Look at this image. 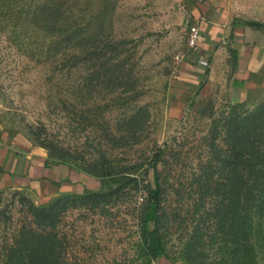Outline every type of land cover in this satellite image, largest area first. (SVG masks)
<instances>
[{
  "label": "rangeland",
  "instance_id": "1",
  "mask_svg": "<svg viewBox=\"0 0 264 264\" xmlns=\"http://www.w3.org/2000/svg\"><path fill=\"white\" fill-rule=\"evenodd\" d=\"M210 5L264 23V0H0V139L76 170L67 189L79 192L1 191L0 264L32 232L46 236L42 264L229 256L217 211L226 132L234 110L264 113V84L241 94L230 75L199 84L186 67L197 12ZM50 204L52 215L36 210Z\"/></svg>",
  "mask_w": 264,
  "mask_h": 264
},
{
  "label": "trees",
  "instance_id": "2",
  "mask_svg": "<svg viewBox=\"0 0 264 264\" xmlns=\"http://www.w3.org/2000/svg\"><path fill=\"white\" fill-rule=\"evenodd\" d=\"M264 28L260 21H247ZM236 105V104H235ZM238 105H236L237 107ZM264 113L257 110H234L227 129L228 154L224 158L226 176L222 183V199L218 213L224 220L220 249L229 253L218 264H259L264 260ZM156 163H154V166ZM111 173L105 166L99 174ZM156 187L150 194V203L157 205L162 200V189L156 176ZM79 192H64L71 198ZM51 205L37 206L36 210L50 214ZM156 228L147 233L155 234ZM46 236L42 233H26L18 245L8 254L6 264H42ZM45 242V241H44ZM54 245L49 248L54 251ZM160 251H156L158 254ZM53 254V253H52ZM47 255V256H46Z\"/></svg>",
  "mask_w": 264,
  "mask_h": 264
},
{
  "label": "crops",
  "instance_id": "3",
  "mask_svg": "<svg viewBox=\"0 0 264 264\" xmlns=\"http://www.w3.org/2000/svg\"><path fill=\"white\" fill-rule=\"evenodd\" d=\"M197 13L200 36L186 66L196 81L207 85L230 75L241 94L254 81L264 84V28L235 18L240 13L221 6H205ZM46 160L45 153L25 142L0 139V192L25 186L44 195L69 191L66 178H74L77 171Z\"/></svg>",
  "mask_w": 264,
  "mask_h": 264
},
{
  "label": "built area",
  "instance_id": "4",
  "mask_svg": "<svg viewBox=\"0 0 264 264\" xmlns=\"http://www.w3.org/2000/svg\"><path fill=\"white\" fill-rule=\"evenodd\" d=\"M200 36V28L199 25H193L191 28V33H190V43L192 46H195L197 44V41Z\"/></svg>",
  "mask_w": 264,
  "mask_h": 264
}]
</instances>
